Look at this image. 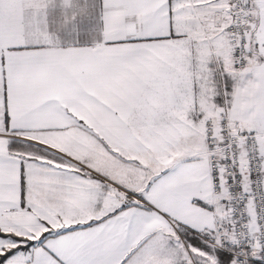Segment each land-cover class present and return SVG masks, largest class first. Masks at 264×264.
I'll return each mask as SVG.
<instances>
[{"label": "snow or ice", "instance_id": "1", "mask_svg": "<svg viewBox=\"0 0 264 264\" xmlns=\"http://www.w3.org/2000/svg\"><path fill=\"white\" fill-rule=\"evenodd\" d=\"M0 264H264V0H0Z\"/></svg>", "mask_w": 264, "mask_h": 264}]
</instances>
